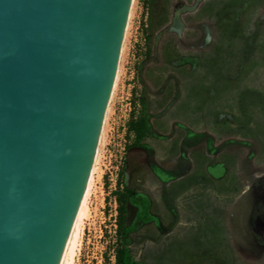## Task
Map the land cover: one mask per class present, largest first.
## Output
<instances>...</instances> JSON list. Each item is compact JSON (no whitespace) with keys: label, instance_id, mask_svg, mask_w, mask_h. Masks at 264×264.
<instances>
[{"label":"rangeland","instance_id":"rangeland-1","mask_svg":"<svg viewBox=\"0 0 264 264\" xmlns=\"http://www.w3.org/2000/svg\"><path fill=\"white\" fill-rule=\"evenodd\" d=\"M119 193L152 217L126 238L138 207L118 229ZM74 234L71 264L119 247L140 264H264V0H132Z\"/></svg>","mask_w":264,"mask_h":264},{"label":"water","instance_id":"water-1","mask_svg":"<svg viewBox=\"0 0 264 264\" xmlns=\"http://www.w3.org/2000/svg\"><path fill=\"white\" fill-rule=\"evenodd\" d=\"M132 0H0V264H61Z\"/></svg>","mask_w":264,"mask_h":264},{"label":"trees","instance_id":"trees-1","mask_svg":"<svg viewBox=\"0 0 264 264\" xmlns=\"http://www.w3.org/2000/svg\"><path fill=\"white\" fill-rule=\"evenodd\" d=\"M129 128L131 131L136 133V138L138 140L142 139L144 132L147 130V127L144 124L143 120L139 123H132ZM142 129V133H139V131ZM127 202L134 206H137L138 211L135 214V219L133 223L130 226L123 228V233L121 235L122 238H126L128 234L134 232L139 225L146 224L152 220L151 216L148 214L149 202L146 197L131 194L126 199V197H123V195L119 193L118 195H116V203L118 204L116 208L118 229L120 228L121 222L124 221V206ZM113 259L114 264H140L131 259L127 249L124 247H119L115 249Z\"/></svg>","mask_w":264,"mask_h":264},{"label":"bare ground","instance_id":"bare-ground-1","mask_svg":"<svg viewBox=\"0 0 264 264\" xmlns=\"http://www.w3.org/2000/svg\"><path fill=\"white\" fill-rule=\"evenodd\" d=\"M99 138H100V135H99ZM98 142H99V139H98ZM97 145H98V143H97ZM96 152H97V147H96L93 163L95 161ZM92 168H93V164H92ZM92 168H91L89 179L91 177ZM89 179H88V182H89ZM88 182H87V185H88ZM87 185H86V188H85V191H84V195H83V198H82V201H81V204H80V207H79V210H78V213H77V216H76V219H75V222H74V225H73V228H72V231H71V234H70V237H69V240H68V243H67V246H66V249H65L64 256H63L61 264H71V254H70V252H71V249H72L71 245L74 244V242H73L74 238H75L74 229H75V225H76L77 219L81 215V211H82V208H83L84 197H85L86 192H87Z\"/></svg>","mask_w":264,"mask_h":264},{"label":"flooded vegetation","instance_id":"flooded-vegetation-1","mask_svg":"<svg viewBox=\"0 0 264 264\" xmlns=\"http://www.w3.org/2000/svg\"><path fill=\"white\" fill-rule=\"evenodd\" d=\"M149 202V201H148ZM149 208V207H148ZM149 214V213H148ZM150 215V214H149ZM151 216V215H150ZM152 218V217H151ZM152 221V220H151ZM149 223V222H148Z\"/></svg>","mask_w":264,"mask_h":264}]
</instances>
